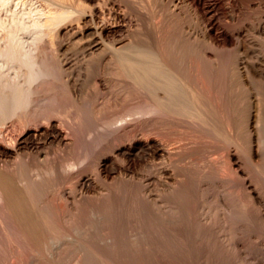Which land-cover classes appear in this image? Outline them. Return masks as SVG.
<instances>
[{
  "label": "bare ground",
  "instance_id": "6f19581e",
  "mask_svg": "<svg viewBox=\"0 0 264 264\" xmlns=\"http://www.w3.org/2000/svg\"><path fill=\"white\" fill-rule=\"evenodd\" d=\"M133 1L134 0H0V161L2 160L5 163L3 166L2 163L0 167V198L3 199L6 203V206L10 208V211L8 213H12L11 209L17 210L20 206H22L20 211L21 213H19V211H16L15 213H19L18 216L23 215V219L25 215V218H30L29 222H31V224L28 222L29 224H27V226H30V228L32 227L31 231L34 229L36 231H39V229L46 227L43 226L44 223L46 224L47 221L45 220L48 217L46 218L47 214L43 209L44 207L46 208V204L48 205L52 201L46 203L47 196L42 195L43 193L42 191H40L42 189L38 190V188H40L39 186L43 185L42 183H44L41 182L40 178L42 177L39 176V173L32 176L30 172L33 169L31 168H33V165L39 167V164L37 165L36 162L41 163L42 161H44L43 163L45 167V162H47L48 165V159L49 163L50 161H52L50 160V153L52 154L54 153V151L50 152V145H58L61 148L60 153L61 150L68 152L71 149L72 151V147L75 146V143L80 138L77 136H80L81 133V131L78 130L80 132L78 135H76L78 132L76 131L77 133L75 134L74 131L77 126H72L69 121L68 125L66 121L62 120L63 123H66L67 127L69 126V129L70 126H76L74 127V129L72 128V131L74 130V133L71 132V129L69 130L70 133L74 135H69V132L68 134L66 133L64 128L65 123L64 125H60L57 120L58 118L56 117V115L58 114L56 112H58L57 110H59V104L58 107H55L56 105L54 106V104L56 103H54L53 105L51 103L50 105L48 104L50 101L52 102V97L51 99H49L50 97L46 95V90H50L47 88V85L51 84L52 81L54 82V78L55 81H57L56 78L58 77V81H61V84L66 87V90H69V92H71L73 96L71 97V99L73 98L72 101H74L72 103L75 104V106L73 107L77 108V111L79 110L80 112L82 110V106L84 105L82 103L83 100H81L82 96L80 95L81 88H78V84L81 81L77 83L75 77L79 76L80 78H82L81 74L85 73L87 77H83H85L86 79L89 77H94L93 79H95V84H97L98 87L101 88L100 92L102 91L103 96L99 92L100 96L111 99L116 97L115 100H118L121 95L130 93L133 94L132 97L135 95L137 97L136 99L141 98L140 101L138 100L140 103L137 104L138 106L143 104V106L139 108L137 106V109H134L135 107H131L133 108V110L129 108L130 110H125L127 111V113L123 111L122 115L116 116L117 114H119V112L116 110V107L121 97L119 98L118 102L115 101L116 104L113 105V103L111 102L113 106H110L111 103L108 102L110 100H108L107 102V98H105L104 100L105 103H109V105H106L107 107L105 106L106 108H108L109 106L110 109V107L116 106L114 107L115 113L113 112V109H111V112L109 113L110 110H107L102 106L105 103L102 104V101H100L101 103L98 101V97L96 96V94H99L96 91L98 90L96 87L95 91L92 90L96 94L93 93L94 96L91 95V97H95L93 100L97 99V102L101 104V106H99L96 101L89 99L90 95L89 98L86 99V101L89 99L94 102H90L91 104L98 105L97 109H101L102 107L101 110L104 112L106 109L105 114L107 113L110 115L113 113L112 116L118 117L113 118L114 120L116 119L115 121H113V123L111 122V119L107 120L112 124V127L110 126L108 127V129L110 128L111 133L113 134V136H115L110 152L102 153L103 150H99L97 145H95V150H93L92 147V150L95 151L94 153H92V156L93 154L98 155V157L93 156L94 158H97L96 160L91 156L95 160L91 163L96 162L95 171L97 172V175H108L115 169L121 170L122 173L123 171L127 172L132 167H134L135 164H138V162L141 164L140 160H142L144 157L146 158V156L155 158L161 156L165 158L166 163H164L165 165L161 167L160 173L169 174L174 168V175H177L175 177L174 184H172L174 181L170 182L171 184H169V181L171 180L167 179L168 182L166 179L164 180L165 184H169V186H166L167 188L171 187V185L173 186L172 190L170 189V191L168 188L169 192H174L177 187L180 191L183 192L184 195H187L188 192V195H190V193H194H192L190 190L195 191L194 189H191L190 183H194L193 185H195L198 189H202L203 191L204 186H206L208 189L210 184L212 186L213 182L215 188L217 187L218 189L219 183L217 186L215 182L222 180L221 182L224 181L226 183L227 180L229 181L228 183L231 186H237L243 193H245L246 198H248H245V200H249L248 202H246L248 203L247 207H249V209L245 207L246 204L244 206L242 201L238 204H243L242 206L247 208L250 213L252 211V213H255L254 215L257 216V218L252 217L253 221H251V224L249 225H253L252 222H255L257 219L258 222L260 220L264 224V57L255 53L253 55L251 54L254 51L251 47L252 42H250L252 41L251 38L253 37L251 35L257 34V37L254 36V38L259 39V43H261L262 45L261 48L264 49V0H147L148 3L151 4H148L150 6V9L151 6H153L152 8H154L152 9V14H149L150 17H148L149 23L148 26L146 25L148 27V32H146L147 34H145L144 32H140L141 34L143 33V35H147V39L144 38L145 36L143 35H141L143 36V38L139 36L140 33L138 32V29L140 27L136 30L135 28H133L134 26H132L133 23L131 21L133 17L129 14L130 10L132 11V8H134L133 12H136L138 8H143L141 5V7H139L138 0V3L136 2V6L133 7ZM150 9L148 10L150 11ZM107 10L109 11L108 15L106 12ZM141 11L142 10H140V12ZM141 14L138 15L137 19L140 18L139 16H142L143 18V15ZM134 15L137 16V12L136 14H133V16ZM186 17L187 19L189 17L195 19L194 21L196 22L192 23H194V25L197 23V26L202 31V37H198L200 33L196 34L198 38L190 37V34L187 33L189 31H186L187 28L184 30L183 25L186 24L184 23L183 25H181L183 27V31L179 29V31H182L179 33L183 36L179 35L178 33V35L182 38L178 37V41L175 39L173 40L174 42L171 40L169 41L173 43H169L168 40H165V34H167L165 32V29L169 28H166L167 26L165 24L167 22L165 18H167V20H175L171 22L178 23L180 21L183 22ZM137 19H135V22H137ZM145 19L146 18L144 15L143 20ZM190 19L188 20V23H190ZM141 20L138 21V26L142 24L143 21L141 22ZM168 24L170 23L168 22ZM138 26L136 25L135 27ZM146 26L140 29H144L146 31ZM177 27L175 26V28ZM172 29L173 28H171L170 30L172 31ZM122 31H126L127 36L125 38L123 37L121 39H118L117 36ZM250 31L252 32V34L250 33ZM122 36H124L123 32ZM167 36L169 37L170 35L167 34ZM67 38L72 39L70 40V42L79 41L78 44L83 42L81 43L83 44V49L82 45L80 47L76 46V48H79L78 50H80L82 53L84 51L85 56L82 57V62H80V64L78 63V65L76 64L78 61H75V63L71 61V65H73L74 63L72 68L78 65L77 69L80 75H77V71V76L73 75V73L70 74L69 71L68 74L67 70L66 72H64V66L68 64L70 66V63L68 61H65V58L67 56L64 55L67 49L69 50L68 46L70 45L69 42L67 43L65 41V39L67 40ZM174 38H176V36ZM179 38L180 41L184 38L181 43H186L185 40L187 41V43H189L192 40L190 42V45H193V49L195 48L194 51H192L193 53L191 52L192 47L188 52L187 47H185L183 43H180ZM188 40L190 41L188 42ZM254 42L256 41L254 40ZM73 45L75 46L74 43ZM209 46L211 48H209ZM76 48H74V50ZM207 48L209 50L211 49V52H209ZM227 49H231V51L233 50L232 53L234 54H231L232 56H230L231 52L229 51L228 53ZM224 50H226V52L228 53V59L227 54ZM224 52L225 54L223 55H226L225 57L222 56V53ZM63 55L65 56V58H63ZM242 55H246V58ZM82 58L79 57V59ZM69 68L67 69L70 70L71 68ZM63 73H66V75L64 76ZM84 81L86 82L87 80L84 79ZM89 82L91 84L93 83V80H90ZM87 84L84 85L88 86L89 84ZM51 85L55 86V84ZM81 87L83 89V86ZM56 88H58V86H56ZM87 90L85 91L89 94L90 90ZM48 93L50 94V91ZM82 93L84 92H81V94ZM124 98L125 97H123V99ZM134 99L135 97L133 99L130 98V103L127 104L130 105L132 103H136V101L132 102ZM47 100L50 101L47 102ZM122 100L120 101H125L126 103V100ZM121 102H119V104ZM87 105L90 107L89 103H87ZM122 105L126 104L121 103L120 106ZM52 106L58 109H55L54 107L52 108ZM89 107H87V111H90ZM95 107L92 106L94 110L96 109ZM119 107H117V109L123 110V108ZM61 112L62 111H60V114ZM83 112L86 113L85 111ZM83 112L81 111V114L79 113V115L84 116V114H82ZM107 114L105 116L106 118L111 117L107 116ZM101 115L103 116V114ZM97 118L98 117H96V119ZM63 119H65V116ZM96 119H93V121H91L92 124L94 122L97 123V121L100 120ZM15 122L16 124H18V132L13 136V138L11 137L13 139L12 143L6 142L5 140L1 139L5 136V134H10V127L12 126L9 127L8 124L12 123L13 129L16 127H14V125H16ZM99 123L97 124L99 125ZM77 125H81V123L79 122V124L77 123ZM91 125L88 127H91ZM93 126L95 125L93 124ZM102 127H104V124ZM93 128H96V126ZM98 128L100 130V127ZM98 128L96 129V131L98 130ZM81 130H83V128ZM90 130L92 131V129ZM89 136L91 137L92 135ZM76 137L78 138L77 141ZM95 139L96 138L93 139L94 142ZM80 142L76 143V147L82 144V141ZM90 144L93 145L94 143ZM59 147H57V151H59ZM80 147L81 146H79V148ZM86 147H88V144ZM83 150H85V148ZM71 151H69V153ZM58 154H56V157L54 158L58 159ZM61 155H63L62 157L64 158L65 154ZM62 157L61 160L63 159ZM116 159H120V161L123 162V165H120V163L117 165ZM12 160L13 162H15L16 160V165L10 163ZM55 161L57 160L55 159ZM69 161L70 162L68 163L70 164L68 168H71V171L73 172H75L74 170L80 169V167H82L81 163L83 162L80 163V160H73V162H71V158ZM65 163L66 162H64L63 165ZM88 163H90V161ZM10 164H13V167L16 166L14 168L19 169L21 175L17 176L18 174L16 175L15 173H13V170L15 169H11L13 167H10ZM57 164L61 166L62 162L61 164H53L56 169L59 167ZM219 164L221 166L220 168H222V173L219 172ZM41 166L40 167L43 169V165ZM170 167H172V169L169 171ZM30 169L31 171L29 172ZM63 169H65V167ZM43 176L45 175L43 174ZM94 178H91L90 176L84 174V172H80L75 184L78 187L89 189L92 185H94ZM49 180H47L46 182L48 183ZM228 183L226 184L229 185ZM17 184L19 186L22 185L21 188L23 190L25 189V197L21 195V192L19 193ZM220 185L223 186V184ZM211 186L210 188L213 187ZM166 187L164 188L166 189ZM206 187H204V190L206 189ZM197 188L195 191L196 193H198ZM229 188L225 190V192L229 191V195L227 194L228 196L232 195L231 193H234L233 191L236 189L232 187L234 190L231 191ZM207 189L206 191H208ZM179 190L176 189V191ZM223 190L224 189L220 191ZM237 190H235L234 194H236ZM240 190H238L237 193H242ZM198 191L201 192V194L203 193L201 190ZM213 192H215V189L213 190ZM34 193H36V195L37 193H40L41 196L40 194L35 196ZM243 193L242 196L244 195ZM212 194L214 195V193H212L211 191L210 196H212ZM65 196H67V194ZM196 196L198 195L196 194ZM240 196L241 194L239 195V198ZM183 197L185 198V196ZM225 197H227L226 194ZM237 197L238 196L236 194V197L234 196L235 199L233 197L232 199L230 197L226 199L230 198L229 201L232 202V200H234L233 202H236ZM239 198H237V200H239ZM27 200L30 201L33 207L26 202ZM50 200L52 199H49V201ZM222 200V202H224L223 205L225 204L226 206H228L226 208L227 212L229 210L228 208H230L231 210L232 208L228 204L229 201H225L224 198ZM245 200H243V202H245ZM1 203L3 204L2 200ZM25 203L27 204L24 205ZM219 204L222 205V203ZM236 204L232 203L231 205L233 207V205ZM15 205L19 207L16 208ZM28 205L32 208L35 207L38 213L35 211V208L33 211H30L31 209L28 208ZM25 207L28 209H26ZM204 207L206 206L204 205ZM204 207H202V209ZM239 207L241 209V206ZM216 209L218 210V208ZM240 209L237 214H241V211H247V209ZM23 210H26L25 212H27L26 214L24 213L25 215L23 214ZM233 210L235 211L236 208ZM204 211L202 210L201 212ZM33 212L37 215L40 214V217L42 218L44 217L43 219L39 218L41 219L40 224L43 223L41 225L42 228H39L40 226H38L39 222L37 221H40L38 219L39 216L36 215L33 217V215H31V213ZM47 212L51 213V211ZM232 212H228V215L231 213L232 215H230L229 217L233 220L234 218H236V215L234 214L235 212ZM247 213L248 211L246 212L245 216L247 215ZM201 214L203 217V213ZM213 214H211L210 212V218H213V216H211ZM233 214L235 216H233ZM240 214L236 218V220L239 218L240 223L241 219L246 221V219ZM207 216H204V219L207 220ZM22 217L20 219H22ZM249 217L251 218L250 215ZM198 218L200 219V217ZM24 220L26 221V219ZM42 220H44L45 222H43ZM55 220L56 219H54V221ZM206 220L205 222H207L209 219L207 221ZM8 222L9 221H7V223ZM258 222L256 221L255 225L261 223ZM215 223L217 222L215 221ZM261 224L259 226H261ZM207 225L208 224H204L202 226L208 228L205 230H208L209 233V229L212 225H208L209 227H207ZM245 225L247 224H244V226ZM28 227L25 229H28ZM212 228L215 227L212 226ZM34 231H32V233H34ZM36 231L34 233L35 235ZM26 232L29 233V230ZM7 233L9 234V232ZM25 236L28 237V235ZM36 236L39 235L37 234ZM6 238L7 236L5 237V239ZM11 240L12 239L10 238V243H13L14 240L13 242H11ZM31 240L34 241L33 239ZM48 246L49 245H47V247ZM35 247L38 248L37 246ZM94 261L97 260L94 259Z\"/></svg>",
  "mask_w": 264,
  "mask_h": 264
},
{
  "label": "rangeland",
  "instance_id": "374dc122",
  "mask_svg": "<svg viewBox=\"0 0 264 264\" xmlns=\"http://www.w3.org/2000/svg\"><path fill=\"white\" fill-rule=\"evenodd\" d=\"M42 1H45V0H42ZM138 1H139V3H138ZM138 1L137 0L133 1V4H134L133 7L136 6V2H137L139 4V7L142 6L143 8L139 9L138 5H137V8L139 9V10L137 8H136L137 10L135 9L137 12V16L136 15L133 16V14H136L135 11L133 12L134 8H132V11L130 10V12H129V14L132 15V17H133V18L131 17L132 18L131 22L133 23L132 26H134L133 28H135L136 30L139 27L142 29V28H144V26H146V25L148 26V23H149L148 17H150L149 14H152V9H154V8H152L153 6H151V9H150V6L148 5L150 3H148L147 0H141L142 3L140 0H138ZM148 9H150V11ZM140 10H142V11L140 12ZM145 11H146V13H145ZM106 12L108 15L109 11L107 10ZM143 12H144V14H143ZM140 14L143 15V18L145 15L146 19L143 20L142 16H139L140 17L139 19L140 20L142 19L141 22L143 21L144 23L142 22V24H140L141 26L140 25L138 26V21H140V20L137 19V17ZM190 18L191 17H189L187 19V17H186V19H184L183 22L182 21L178 22L180 24H178L177 22H171V21H175V20H170V19L167 20V18H165L166 22H167V23L165 22L166 23L165 25L167 26V27L166 26L165 27L166 28L169 27L168 29H165V32L168 35H170L168 37L167 34H165V36H166L165 40H168V42H169L170 40L171 41H173L175 39L177 40L178 37L183 36L179 32L183 31L182 30L183 27L181 25H183L184 23H186L183 25L184 30L186 28L187 29L189 28L188 30L186 29V31H189L187 33L190 34V37H193V38L194 37L195 38L202 37V35H201L202 31L197 26V23L195 25H194V23H192V22H196V21H194L195 19H192V18L190 19ZM135 19H137V22H135L136 21ZM189 19H190V23H188ZM145 21H146V23H145ZM141 22H139V23H141ZM168 22L171 25L168 24ZM172 23H173V25H172ZM136 25L138 27H135ZM174 25L176 27L179 25L178 26L179 28L178 27L175 28ZM185 25L186 26L191 25L192 27L191 26L186 27ZM147 26L145 27L146 31L144 29L141 30L139 28L138 32L139 33L144 32L145 34H147L146 33V32H148ZM170 27L173 28L172 31L170 30L171 29ZM174 29H176V30H174ZM179 29L182 31H179ZM190 30H191V33H190ZM122 32H123L124 36H122ZM122 32L120 34H118V36H117L118 39L119 38L121 39L123 37L125 38L127 36L126 31L125 32L122 31ZM139 33H136V34H139ZM178 33L181 36H179ZM192 33H194V34H192ZM198 33H200V34L197 37L196 34H198ZM250 33L252 34L251 31H250ZM171 34H172V36H171ZM141 35H143V33L139 34V36L142 38H143V36H145L144 38H146V36H147V35H143V36H141ZM175 36H176V38H174ZM251 36H253L251 38L252 41H250V42H252V44L251 43H249V44H251V47L254 51L251 54L253 55L255 53V54H259V55L264 57V49L261 48L262 45H261V43H259L260 42L259 39L254 38V36L257 37V34H255V35L253 34ZM171 37H173V38H171ZM68 39L69 38H67V40L65 39V41L67 43L69 42V44H70V45L68 44L69 50L67 49L66 53L64 54L67 57L65 58V56L63 55V58H65V61H68L70 63L71 67L69 66V64L64 66L65 67L64 72H66V70H67V72L69 71L70 74L73 73V75L77 76L78 74L80 75V73L77 69L78 65L80 64V62H82V60H83L82 57H84L85 55H84V51L82 53L80 50H78L79 48H76V46L80 47L82 45V49H83V44H81L83 42L78 44L79 41L78 42L77 41H71L70 42V40H72V39H69V40ZM253 39L256 42H254ZM183 40H184V38H183ZM183 40L181 39V41H183ZM190 40H188V42ZM179 41H180V38H179ZM181 41H180V43H181ZM75 42H77V43H75ZM173 42H169V43H173ZM185 42L187 43L186 40H185ZM190 42L187 44L182 42L185 45V47H187L188 52L191 50V47H192L191 52L194 51V49H195V48L193 49V45L192 46L190 45L191 44ZM73 43L75 44V46L73 45ZM71 45H73V46H71ZM187 45H189V46H187ZM259 45H261V46H259ZM71 47L76 48L75 49L76 51L74 50V48L72 49ZM188 47H190V48H188ZM209 48H211V47L209 46ZM71 49H72V51H71ZM227 50H228V53H229V51L231 52L230 56H232L231 54H234V53H232L233 50L232 51H231V49H227ZM221 51H223V50H221ZM224 51L226 52V50H224ZM209 52H211V49L209 50ZM225 52L222 53L223 57L226 56V55H223V54H225ZM228 53L226 52L227 59H228ZM230 56H229V59H230ZM245 56L246 55H244L243 57H245ZM79 57L82 59H79ZM233 57H234V55H233ZM245 58H243V59H245ZM71 61H73L74 63H75V61L76 62L78 61L76 64H78V63L79 64L76 67L74 66L72 68L74 63H73V65H71V63H72ZM67 68H69L70 70H68ZM77 71H78V73L76 75ZM69 72H68V74H69ZM65 75H66V73L64 74V76ZM83 76L87 77L85 75V73H83V74H81V77L83 79L80 78L79 76L75 77L76 79L75 78L74 79L77 81V83H79V81H81L78 84V88L79 87L81 88V89L79 88L80 89V95L83 97V98L81 97V100H83V101L85 100L84 102L82 101V103L84 105L83 106L81 105L82 106L81 111L86 112V113H84V112L82 113V114H84V116L79 115V113L81 111L79 112V110L77 111V108L73 107V106H75V104L72 103V102H74V101H72L73 98L71 99V97H73V96H72L71 92H69V90H66V87H64V85L61 84L62 82L58 81V77L56 78L57 81H55V78H54V82L53 81L51 82V84H53V85L55 84V86H52L51 84L47 85V88L50 89L49 90L50 94L48 93L49 91L46 90V95L50 97V98L48 97L49 99H51V97H52V102H53L52 103L50 100H47V102L50 101L48 104L50 105V103H51L53 105L54 103H56V104H54V106L56 105L55 107H58V104H59V110H57L58 112H56V113H58L56 115V117L58 118L57 119L58 122L60 123V125L61 124L64 125L65 122L63 123L62 122V120H63V121H66V123H68V121H69V123L72 124V126L76 125L77 127L74 126V127H76L75 131L73 130L75 132V134L78 132L76 134V135H78L79 132L81 131L80 136L79 135L77 136L80 138L78 139L76 137V141L78 139L77 142L82 141V144H80L81 143L80 142V143H78L80 145L77 144L78 146L76 147L77 142L75 141L76 143H75V146L73 145L74 147H72V151H71V149L69 150V151H71L70 153H69V151L65 152L63 150H61V153H60L61 148L58 145H56V144H53L54 146L50 145V149H49L50 152L54 151V153H52L53 155L50 153L51 157L54 158V157H56V154L59 153L57 155L58 159L54 158V160H53V158H51L49 156L50 160H52V161H50V163H49V159H48V165H47V162H45V164L47 166L45 165V167H44V163H43L44 161H42L41 163L36 162L37 165L39 164V167L36 165H33V168H31L33 170L32 171H31V169L29 170V172L31 171L30 174L32 176L37 175L39 173V176L42 177L40 179H41V182H44V183H42L43 185L39 186L40 188H38V190L42 189V190H40L43 193L42 195L47 196L46 197L47 198L46 203L52 201L50 204H48V205L46 204V208L44 207V209H43L44 212L47 214L46 218L48 217L45 220V221H47L46 224L44 223V226H43V227L46 226L45 228L41 227V225L43 223L40 224L41 219H39V218H42V217H40V214L37 215L34 213L35 211L37 212V209L35 207H34L35 211L33 212L34 214L31 213V215H33V217L36 215L39 216L38 219L40 221H37V222H39V225H38V226H40L39 228H42V229L38 228L39 229V231L37 230L38 233L34 229L36 231V235L38 234L39 236H36L34 234L35 233L34 230H32V231H34V233H32V231H31L32 227L30 228V226L29 227L27 226V224H29V223L31 224V222H29L30 218H28V219L25 218V216H26L25 214L27 213V212H25L26 210L25 211L23 210L24 211L23 214L25 213L24 219H26V221L28 220L27 222L23 219V217H22L23 215L18 216V214L21 213L20 211H21L22 206L19 207V206L15 205V207L16 208L19 207V209H17V210L14 209L15 211L13 209H11L12 213L11 212L8 213L10 211V208L8 206H6L5 201L0 198V227H1L0 228V235H1L0 236V238H1L0 242H2V243H0V264H11V263L12 264H34V263L35 264L36 263L37 264H71V263L72 264H96L97 262H99L97 264H110V263L111 264H264V254H263L264 253V232H263L264 231V224L260 220H259V222H261L263 225L258 222V219L257 220L254 219L259 224L257 223L258 225H255L256 224L255 223L256 221H255V222H252L253 225H249V224H251V221H253V218H257V216L254 215L255 213H252V211H251V213H252L251 214L250 211L248 210L249 207H247L248 203H246V202H248L249 200L248 201L245 200V198H246L245 193H243L237 186H231L228 183L229 181L226 180V183H228L229 185H227L224 181H223L224 183L221 182L222 180L215 182V184H217V186L219 183L218 189H217V187L215 188V185H213L214 182L212 183L213 187L210 184V186L212 188H210V186H209V188L207 189V187L204 186V187H206V189L208 191H206V189L204 190V187H203V191H202V189H198L195 185H193L194 183H190L191 189H194L196 191V188H197V192H198V193H196L195 191L190 190L192 193L194 192L193 194L190 193V195H188L189 192L187 193V195L186 194L184 195L183 192L180 191L177 187H176V189L179 191H176V189L173 188V189H175V191L173 190L174 192H172V191L169 192L170 189L172 190L173 186L171 185V187H168L169 191H168V188L166 186H169V184H171L170 182H173V181L174 182L172 184H174L175 183V177L177 175H174V168L172 169V167H170V169L168 168L169 171L172 169L171 173H169V174L160 173L161 167L165 165L164 163H166L165 158H163L161 156H158L157 158L146 156V158L144 157L142 159L145 161L140 160L141 164L138 162V164H135L134 167H132L127 172L123 171V173H122L121 170L115 169L110 174H108L110 176L105 175V174L97 175V172L95 171L96 162L91 163L97 159L94 157H96V156L98 157V155H96V154H93L94 157L92 156V153L95 152V151H93V150H95L94 149L96 147L95 145L98 146L99 150H103V152L101 151L102 153H109L110 149L113 146V144H112L114 142L113 139L115 138V136H113V134L111 133V129L110 128L108 129V127H110V126L112 127V124L110 123V121H107V120L111 119V122L113 123V121L116 120V119L114 120L113 118H118L116 116L122 115L123 111L125 113H127V111L130 110L129 108H131V107H133V108L135 107L134 109H137L136 108L138 106L137 104L139 103L141 98L136 99L137 97L135 95L132 97L133 94L126 93L127 95L125 94V95H121L120 96L121 98L119 97L120 100H122L123 97H125L123 100H126V103L123 100H122L123 102H121L119 100V98L117 97L119 102L128 105L127 103H130L129 99L130 98L133 99L135 97L136 100L134 99L132 101V102L136 101V103H134L135 106L133 103L128 105L129 107L126 105L120 106L121 103L119 104L118 100H115L116 97L112 98L113 101L111 98L102 97L103 96L102 91L100 92L101 88L98 87L97 84H95V79H93L94 78L93 76H92L93 78L89 77L87 79ZM84 79L87 80L86 82L89 85L84 81ZM90 80H93V83L90 84V82H89ZM82 83H84L85 85L87 84L89 87L85 86ZM57 84H59V85L61 84V85L59 86ZM56 86H58L59 89L56 88ZM81 86H83V89ZM95 87L98 90H96ZM86 88L87 89L89 88L88 90H90L91 88H94V89H91L89 94H88V92L85 91V90H87ZM51 89L54 91V93ZM61 89H62V91H61ZM56 90H58V91H56ZM92 90H94V91L96 90L98 94L100 92V94L102 96H100V94L97 95ZM58 92L61 94H59ZM81 92L87 93L88 95L84 94V93L81 94ZM93 93L96 94L99 102L102 101V104L105 103L104 100H105V98H107L106 102L108 100H110L108 102H110V103L112 102L114 105V104H116L115 101H117L118 102L117 107L120 106L121 108H123V110L121 109L122 110L121 111V110L117 109L116 106H114V107H116V110L119 112V114H117V115L114 114L116 116H112L113 113L110 115L106 113L107 116H111L109 118L108 117L106 118L105 117L106 116V114H105L106 109L110 110L109 111V113H110L111 109H113V112H114L115 108L110 107V109H109V106H108V108H106L107 107L106 105H109V103H105L104 105H102L103 107L106 106L105 112L101 110L102 107H101V109L100 108L97 109V106L98 105L101 106V104H99L97 102V99L93 100L95 98V97L94 98L91 97V95L94 96ZM70 94H71V96H70ZM89 95H90V98H89ZM69 96H70V98H69ZM129 96H130V98H129ZM60 97L61 98L63 97V98L61 99ZM53 98H54V100H53ZM87 98L92 99L93 101H96L98 105L91 104L90 102L94 103L92 100L88 99L89 101L88 100L86 101ZM57 102H59V103H57ZM61 102H62V104H61ZM87 103L90 104V107L87 105ZM112 103L110 104V106H113ZM141 104H142V102H141ZM91 105L93 107H95V105H96V107H95L96 109L94 110V108H92ZM54 106H52V108ZM141 106H143V104L138 106V108ZM49 107H51V106H49ZM87 107H89L90 111H92V109H93L94 112L93 111L92 112L87 111ZM126 108H128V109H126ZM133 108H131V109L133 110ZM55 109H58V108H55ZM64 109H65V111H64ZM100 110H101V112H100ZM103 110H104V108H103ZM125 110H127V111H125ZM60 111H62L61 114H60ZM101 114H103V116ZM62 115H63V117H62ZM64 116H65V119L67 116L66 120L63 119ZM96 117H98V118L96 119ZM77 118H79V119H77ZM93 119H96V120L100 119L97 121V123L100 122L99 123L100 126L94 122L93 124L96 126V128H93V127H95V126H93V124L91 122V121H93ZM104 119H105V121H104ZM79 122L81 123V125H77V123L79 124ZM106 122L108 123V125ZM66 123L64 125L66 133L68 134V132H69V135H74V134H71L69 131L71 129V132L74 133L72 131V128L74 129V127L70 126V129H69V126L67 127ZM69 123H68V125H69ZM11 124L12 123L8 124L9 127L10 126L13 127V124L12 125ZM15 124H16V122H15ZM103 124H104V127H106L107 129L102 127ZM90 125H91V127H88ZM17 126H18V124L14 125L15 128H13V129H12V127H10V129H11L9 132L10 134H5L4 137H3V135H4L3 134L2 135L3 138H1V139L5 140L6 142L12 143L13 136L15 134H17V132H18ZM65 126L67 127L68 130L66 129ZM80 126H82V127H80ZM83 126H85V127H83ZM98 127H100L101 131L99 130ZM101 127H102V129H101ZM82 128H83V130H81ZM97 128H98V130L96 131ZM90 129H92L93 132ZM105 129H106V131H105ZM78 130H80V131H78ZM82 131L85 133H83ZM87 131H88V133H87ZM89 131H90V133H89ZM94 131H95V133H94ZM101 132H103V133H101ZM89 135H92L91 136L92 138ZM94 138H96L95 139L96 143L93 141ZM109 138H111V139H109ZM101 141H102V143H101ZM107 142H109V143H107ZM90 143H94V144L92 145ZM87 144H88V147H86ZM79 146H81L82 148L81 147L79 148ZM57 147H59V151H57L58 150ZM92 147H93V150H92ZM51 148H53V149H51ZM84 148H85V150H83ZM72 153H74L75 155ZM54 154H55V156H54ZM61 154H65V156H67V157L64 156V158H63L62 157L63 155H61ZM61 157L63 158L62 160H61ZM78 157H79V159H78ZM71 158H72L71 162H73V160H75V161L80 160L79 161L80 163L83 162V163H81L82 167H80V169L82 168L81 171H80V169H77V170H74L75 172H73V171H71V168H68V166L70 164L68 162H70L69 160ZM55 159L57 161H55ZM87 159L90 161V163H88L89 161ZM90 159H93V160H90ZM13 160L10 163H13L14 165H16V160H15V162H13ZM52 162H54V163H52ZM61 162H62V165L64 162H66L67 164L65 163L64 164L65 166L61 165L62 167L57 164L60 167V169H59V167L56 169V167L54 165L56 163L61 164ZM116 162H117V165L119 163H120V165H123L122 164L123 162L120 161V159H118V160L116 159ZM1 164L3 166L5 163L1 160L0 161V167H1ZM13 164H10V167ZM40 164L43 165V169L41 168L42 166ZM84 165H86V166H84ZM14 167H16V166H14ZM14 167L11 168V169H15V170H13V173H15L16 175L18 174L17 176L21 175L20 170L17 168H14ZM64 167H65V169H63ZM220 167L221 166L219 164V172L222 171L221 170L222 168H220ZM37 168H39V169H37ZM35 169H37V170H35ZM16 171H17V173H16ZM41 171H42V174H41ZM66 171H67V173H66ZM48 172H50V173H48ZM80 172H84V174L90 176L91 178H94L96 176L94 178L95 179V182L93 183L94 185H92L89 189H84V188L78 187L75 184L78 177H79ZM43 174L45 176H43ZM47 177H49L50 180ZM170 177H173V178H170ZM165 179L171 180V181H169V184H165V181H164ZM47 180H49L48 183L46 182ZM168 180H167V182H168ZM220 184H223V186ZM69 185H71V186H69ZM224 185H227V186H224ZM163 186L166 187L167 190ZM228 186L229 187L231 186V187L229 188ZM21 187H22V185H20V186L18 185L17 189L19 190V193L21 192V195H23L25 197V194H26L25 189L23 190ZM220 187H221V189H220ZM226 187H228L231 191L234 190L235 188H236L235 190H237V189L240 190L244 195L242 196V193H240L241 194L240 198L242 197L240 200V198H239L240 194L237 193V191H238L237 190L236 194H237V196H238L237 198H239V200H237V198H236V202L238 204V203H241V201H242L244 206L246 204L245 207H247L248 209L245 208L244 206H242L243 204L237 205L236 202H233L234 200H232V202L229 201L230 198L232 199V197L233 198H234V196L236 197V194H234L235 193V190H234L233 191L234 193H231L232 195L228 196L229 191L225 192V190L228 189ZM213 188L215 189V192H217V193L213 192V190H214ZM15 189H16V187H15ZM222 189H224V190L220 191ZM198 190H201L204 194L203 193L201 194V192H199ZM211 191H212V193H214V195L212 194V196H210ZM175 192H177V193H175ZM178 192H180V193H178ZM195 193L198 196H196ZM206 193H209V194H206ZM39 194L40 193H37V195H39ZM66 194H67V196H65ZM194 194H195V196H194ZM225 194L227 197H225ZM34 195L37 196L36 193H34ZM206 195H209V196H206ZM40 196H41V194H40ZM183 196H185V198ZM201 196H203V197H201ZM218 196H222V197H218ZM197 197H199V198H197ZM228 197H230V198L226 199ZM48 198L52 199V200L49 201ZM221 198L222 199L224 198L225 201L226 200L229 201L228 204L230 205V207L232 209L230 210V208H228L229 209L228 212H230V211L235 212L234 214L236 216L234 214H233V216H235L236 218L240 214V213L237 214L239 212V209H240L239 206H241L240 210H246L247 209L248 213L246 216H245V214L247 211L246 212L241 211V214H240L246 219L247 223L245 220L241 219V223L243 221V223L241 224L239 221V218L237 220H236V218H234L232 220L229 217L232 214L230 213L228 215V212L226 209L228 206H226L225 204L223 205L224 202H222L223 200ZM181 199H183V200H181ZM246 199H248V198H246ZM1 200H2L3 204L1 203ZM243 200H245V202H243ZM194 201H197V202H194ZM26 202L29 205H31L30 201L27 200ZM199 202L201 203V205ZM27 203H25L24 205H26ZM194 203H195V205H194ZM219 203H222V205H220ZM230 203L231 204L234 203L237 206L233 205V207H232V205ZM4 204H5V206H4ZM24 205H23V207H24ZM29 205H28V208L31 209L30 211H33L34 210V208H32L33 205H31L32 207L31 206L29 207ZM193 205L195 206V208ZM204 205L206 207H204ZM3 206L6 208H4ZM208 206H210V207H208ZM223 206L224 207L226 206V207L224 208ZM47 207L48 208L52 207V208L48 209ZM202 207L205 208V211H204V208L202 209ZM242 207H244V208H242ZM28 208H26V209H28ZM216 208H218V210ZM235 208H236V210L234 211L233 209H235ZM46 209H48V210H46ZM43 210H42V212H43ZM202 210L204 212H201ZM16 211L17 212L19 211V213H15ZM47 211H51L52 214L48 213ZM208 211H209V213H208ZM210 212H211V214L214 213L213 215H211V216H213V218L212 217L210 218ZM13 213H15V214H13ZM53 213L56 214L57 216L54 215ZM201 213H203L204 216L208 215L207 217L209 220L207 219L208 220L207 221L206 219H204V216L202 217ZM248 214L251 216V218L249 217ZM51 215H53V216H51ZM59 216L61 217V219ZM242 216H240V217H242ZM21 217H22V219H20ZM28 217H29V215H28ZM198 217H200V219ZM15 219H17V220H15ZM54 219H56V220L54 221ZM219 219H220V221H219ZM23 220L26 222V226H25V222ZM48 220H50V221H48ZM205 220L207 222H205ZM7 221H9V222L7 223ZM42 221L45 222L44 220H42ZM213 221H214V223H213ZM215 221L217 223H215ZM11 223H12V225H11ZM23 224H24V226H23ZM204 224L205 225L208 224L209 226L212 225L215 228H212V226H211L212 229L210 228L211 230L209 229V233H208V230H205L208 228L202 226ZM244 224H247L248 226L247 225L244 226ZM260 224H261V226H259ZM15 225H16V227H15ZM195 225H196V227H195ZM208 225H207V227H209ZM237 226H239V227H237ZM5 227H6V229H5ZM27 227H28V229H25ZM50 227H54V228H50ZM245 227H248V228H245ZM58 229H59V231H58ZM63 229H64V231H63ZM219 229H220V231H219ZM225 229H227L228 231ZM4 230H5V232H4ZM28 230H29V233L31 232L32 234L31 233L29 234L28 232H26ZM261 230H262V232H261ZM210 231H212V232H210ZM218 231H219V233H218ZM7 232H9V234ZM44 234L46 237L44 236ZM25 235H28L29 240H28V237ZM32 235H35V236H32ZM213 235H215V236H213ZM4 236L5 237L7 236V238L5 239ZM50 236H51V238H50ZM10 238L12 239L11 242H13V240H14L15 243L14 242L10 243ZM47 238L49 239V241ZM31 239H33L34 241H32ZM4 245H7V246H4ZM47 245H49V246L47 247ZM31 246H34V247H31ZM35 246H37L38 248H36ZM50 249H51V251H50ZM92 249L93 250L95 249V250L93 251ZM21 250H23V251H21ZM17 251H19V252H17ZM218 251L219 252L221 251V252L219 253ZM20 252H22V253H20ZM91 253L94 255H92ZM214 255H216V256H214ZM95 256H96V258H95ZM93 257L97 261H94ZM45 259H46V261H45ZM99 259H101V260H99Z\"/></svg>",
  "mask_w": 264,
  "mask_h": 264
}]
</instances>
